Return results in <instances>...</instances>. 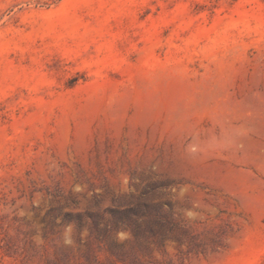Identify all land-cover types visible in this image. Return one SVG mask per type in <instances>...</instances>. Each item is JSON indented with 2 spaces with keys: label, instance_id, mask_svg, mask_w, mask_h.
Segmentation results:
<instances>
[{
  "label": "rangeland",
  "instance_id": "1",
  "mask_svg": "<svg viewBox=\"0 0 264 264\" xmlns=\"http://www.w3.org/2000/svg\"><path fill=\"white\" fill-rule=\"evenodd\" d=\"M0 264H264V0H0Z\"/></svg>",
  "mask_w": 264,
  "mask_h": 264
},
{
  "label": "trees",
  "instance_id": "2",
  "mask_svg": "<svg viewBox=\"0 0 264 264\" xmlns=\"http://www.w3.org/2000/svg\"><path fill=\"white\" fill-rule=\"evenodd\" d=\"M129 212L132 213L133 215L141 217V216H139V214H137L138 212H136L135 209H130ZM153 220H156V219L154 218ZM157 223H159V222H157ZM126 227H127L126 229L130 232V234L134 238V240H136V241L141 243L142 241H140V238L143 235V233H142V230H140L139 224L137 222H130L129 224H126ZM161 240H163V239H159L158 241L161 242ZM112 243L114 245L117 244L115 242V240H113Z\"/></svg>",
  "mask_w": 264,
  "mask_h": 264
}]
</instances>
